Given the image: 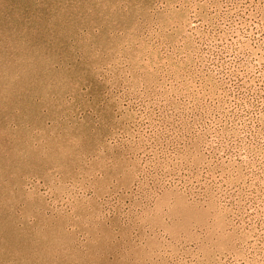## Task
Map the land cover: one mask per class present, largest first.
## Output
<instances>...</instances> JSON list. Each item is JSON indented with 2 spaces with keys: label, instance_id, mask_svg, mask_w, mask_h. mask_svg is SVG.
Instances as JSON below:
<instances>
[{
  "label": "rangeland",
  "instance_id": "1",
  "mask_svg": "<svg viewBox=\"0 0 264 264\" xmlns=\"http://www.w3.org/2000/svg\"><path fill=\"white\" fill-rule=\"evenodd\" d=\"M0 264H264V0H0Z\"/></svg>",
  "mask_w": 264,
  "mask_h": 264
}]
</instances>
